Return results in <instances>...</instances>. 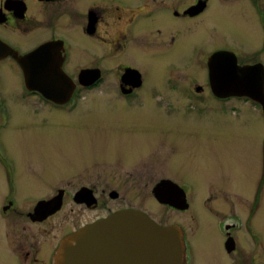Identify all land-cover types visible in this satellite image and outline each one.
I'll return each mask as SVG.
<instances>
[{
    "label": "flooded vegetation",
    "instance_id": "1",
    "mask_svg": "<svg viewBox=\"0 0 264 264\" xmlns=\"http://www.w3.org/2000/svg\"><path fill=\"white\" fill-rule=\"evenodd\" d=\"M222 22L241 39L229 41ZM0 41L20 56L42 49L38 58L28 59V66L36 69L33 76L39 81L38 90L27 88L11 56L0 60V64L17 67L20 80L18 98L13 103L3 87L6 76L0 74V171L4 179L0 221L5 230L0 264H52L64 236L120 210L135 209L150 217L130 203L113 206L123 197L110 188L109 175L86 167L75 169L76 162L108 158L112 149L117 148L120 155L144 149L141 143L128 144L127 140L76 158L64 168L43 167L44 174L53 173L52 178H41L35 184H42L44 192L25 194L22 184L19 186L22 180H17L15 163L1 156L6 149L2 131L10 123L12 106L30 107L28 120L44 124V112L73 114L81 104L90 102L97 90L110 84L117 99L112 104L120 106L119 112L122 107L132 112L140 109L139 113L157 110L165 112L160 115L166 118L175 112L186 121L209 113L193 114L191 107L198 105L220 114L241 112L247 107L264 117L258 102L246 95L223 94L209 79L210 72L234 70L262 73L264 78V0H0ZM223 53L229 61L223 64L218 59L210 66L212 58ZM189 68L197 72L193 80L182 76ZM150 70L162 74L161 84L149 80L145 73ZM165 94H180L188 104L179 110ZM208 103L214 104L209 107ZM91 123L88 126L95 125ZM171 143L169 136L157 135L143 142L146 149L154 145L159 153L162 146ZM152 162L161 165L162 174L155 180L151 194L164 181L181 188L177 177L164 172L168 165L165 159L156 153ZM138 174L142 176L128 173L127 177L135 180ZM260 174L261 181L244 184L245 192L252 196L251 201L247 200L250 205L245 215L234 205L239 190L232 179L225 191L213 189L211 198L202 199L198 206L193 202L196 196L192 200L182 189L186 209L181 212L188 216L189 224L184 227L174 223L182 234L185 264H264V231L255 224L256 217L264 212V169ZM62 179L64 183L49 192V185ZM215 196L216 208L212 209L210 203ZM59 216L61 222L55 220Z\"/></svg>",
    "mask_w": 264,
    "mask_h": 264
},
{
    "label": "rangeland",
    "instance_id": "2",
    "mask_svg": "<svg viewBox=\"0 0 264 264\" xmlns=\"http://www.w3.org/2000/svg\"><path fill=\"white\" fill-rule=\"evenodd\" d=\"M228 6L231 5L228 3ZM222 24V31L226 33L225 36L229 41L241 39L238 32H231L229 25L223 22ZM186 52L190 53V49L187 48ZM0 68V74L6 76L5 80L3 77V87L8 93V98L10 97L15 103L20 83L18 68H10L9 63L0 64ZM195 73H197L195 70L189 68L182 76L186 80H193ZM145 74L151 82L161 84L163 79L161 73L150 70V73ZM198 77L203 84V75L200 74ZM111 88L108 84L97 90L95 96H90V102L81 104L73 114L44 112V116L47 115L44 124H39L38 121L32 124L28 120V109H30L28 106V109L19 106H12L9 109L10 123L2 131V142L6 149L1 156L4 161L11 159L15 163L17 180H22L19 186L22 184L25 194L44 192L42 184H35L41 178H52L53 173L44 174L43 167L64 168L76 158L95 154L108 145L119 146L120 141L127 140L128 144L141 143L144 149L120 155L116 152V148L110 150L108 158L92 162L89 160L84 163L76 162L75 169L86 167L109 175L112 181L110 188L119 191L121 198L123 197V200L113 206L130 203L137 209L147 212L162 226L173 225L174 222L184 227L189 224L188 216L181 210L159 204L151 194L155 180L162 174L161 165L152 162L153 156L157 153L159 158L165 159L168 163L164 172L177 177V183L189 198L193 197V200L196 196L195 201L193 200L196 206L202 199H210L213 189L225 191V186L232 179L239 190L234 205L237 212L244 214L245 208L250 205L247 200H252V196H248L249 192H245L244 184L261 181L260 171L264 169V141H262L264 117L258 110L242 107L241 112L230 111L231 113L220 114L213 109L208 110L195 105L194 110L191 107L193 114L204 111L209 113H206L205 117L192 116L186 121L177 117L175 112L169 113L168 118L160 115L165 112L157 113V110L139 113L140 109L132 112L131 108L122 107L119 112L120 106L112 104L116 103L114 100L117 99ZM165 97L171 98L170 101H173L179 110L183 104H188L180 94H165ZM213 104L208 103V106ZM108 105L111 107L107 108ZM145 113L148 115H144ZM88 123L95 125L88 126ZM156 135L169 136L172 141L171 145L162 146L160 153L155 150L154 145L146 149L143 144L146 138ZM128 158L130 161L125 162L124 159L128 160ZM128 173L131 175L141 173L142 176L138 174L134 177L135 180H130L127 177ZM143 175H146L145 178ZM3 180L0 171V190L3 188ZM62 183H64L63 179L61 182L49 185V192ZM215 202L216 196L210 203L212 209L216 208ZM262 209L264 210V199ZM55 220L61 222L62 217L59 216ZM70 222L71 218L68 223ZM255 224L264 231V212L256 217ZM201 225L205 226V224ZM4 231L3 223L1 224L0 221V243L4 239Z\"/></svg>",
    "mask_w": 264,
    "mask_h": 264
},
{
    "label": "water",
    "instance_id": "3",
    "mask_svg": "<svg viewBox=\"0 0 264 264\" xmlns=\"http://www.w3.org/2000/svg\"><path fill=\"white\" fill-rule=\"evenodd\" d=\"M40 50L20 56L0 42V60L11 56L19 65L27 88L38 90L39 81L33 76L37 74L36 69L28 66V59L38 58ZM226 55L212 58L210 66L218 59L223 64L228 62ZM209 79L215 90L223 94L246 95L258 102L264 115L262 73L210 72ZM168 183L164 181L153 188L155 200L177 210L186 209L184 191ZM52 264H185V252L182 234L176 225L162 226L142 211L124 209L64 236L53 254Z\"/></svg>",
    "mask_w": 264,
    "mask_h": 264
}]
</instances>
